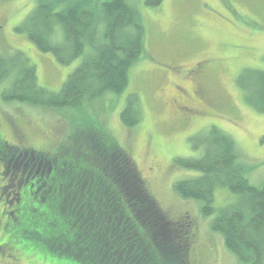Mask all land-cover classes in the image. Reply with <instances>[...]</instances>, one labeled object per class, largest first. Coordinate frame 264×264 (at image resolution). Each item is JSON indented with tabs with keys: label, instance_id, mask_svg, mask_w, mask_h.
Wrapping results in <instances>:
<instances>
[{
	"label": "trees",
	"instance_id": "1",
	"mask_svg": "<svg viewBox=\"0 0 264 264\" xmlns=\"http://www.w3.org/2000/svg\"><path fill=\"white\" fill-rule=\"evenodd\" d=\"M135 1L38 0L16 30H25L41 51L51 52L61 64L88 47L87 52L58 92L38 84L36 68L22 52L0 53V80L11 82L1 92L2 99L46 108L80 107L107 91H122L129 67L142 52L143 24ZM144 2L157 6L162 0ZM56 25L63 33L59 43L51 41ZM235 82L244 100L264 111V70L244 68ZM138 107L136 94H128L122 124L139 122ZM200 143L201 157L175 158L177 166L200 172L176 181L175 191L182 198L202 201L204 215L215 211L217 187L237 194L235 202L218 210L211 229L222 235L239 261L263 264L264 184L248 182L234 141L222 130L212 126ZM57 152L50 156L51 171L37 192L47 200L38 202L34 214L40 218L31 233L43 241L35 237L31 245L80 264H190L193 220L168 216L133 158L101 122L74 131Z\"/></svg>",
	"mask_w": 264,
	"mask_h": 264
},
{
	"label": "rangeland",
	"instance_id": "2",
	"mask_svg": "<svg viewBox=\"0 0 264 264\" xmlns=\"http://www.w3.org/2000/svg\"><path fill=\"white\" fill-rule=\"evenodd\" d=\"M37 3L0 0V53L22 52L35 66L38 84L58 92L88 47L61 64L51 52L41 51L25 30H16ZM135 5L143 24L142 52L129 67L122 91H107L80 107L46 108L4 101L1 92L11 83L4 78L0 80V135L21 134L24 144L52 154L77 129L101 122L133 158L168 216L193 220L190 264H245L211 229L218 210L235 202L238 195L217 187L215 211L204 215L202 201L182 198L174 189L176 181L200 172L181 168L174 160L201 157L200 140L213 126L234 141L237 162L246 166L248 182L255 187L264 184V111L246 102L235 82L244 68L264 70V0H162L157 6L136 0ZM54 31L51 41L59 43L63 39L60 26ZM130 93L137 96L139 122L127 127L120 113ZM56 223L60 225L59 218ZM29 254L42 264H80L37 247Z\"/></svg>",
	"mask_w": 264,
	"mask_h": 264
},
{
	"label": "flooded vegetation",
	"instance_id": "3",
	"mask_svg": "<svg viewBox=\"0 0 264 264\" xmlns=\"http://www.w3.org/2000/svg\"><path fill=\"white\" fill-rule=\"evenodd\" d=\"M10 125L16 131L15 124ZM51 155L24 144L21 134L12 138L0 135V264H42L34 262L29 251L35 247L31 245L36 237L31 233L33 224L40 218L34 212L40 208L38 202L47 200L37 192L51 171ZM36 238L38 243L43 241L41 236Z\"/></svg>",
	"mask_w": 264,
	"mask_h": 264
}]
</instances>
